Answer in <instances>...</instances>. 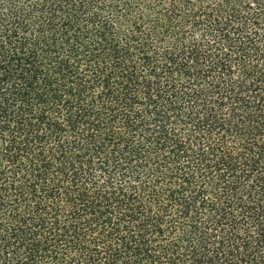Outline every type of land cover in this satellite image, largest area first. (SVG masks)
<instances>
[{
    "label": "trees",
    "instance_id": "1",
    "mask_svg": "<svg viewBox=\"0 0 264 264\" xmlns=\"http://www.w3.org/2000/svg\"><path fill=\"white\" fill-rule=\"evenodd\" d=\"M0 264H264V0H0Z\"/></svg>",
    "mask_w": 264,
    "mask_h": 264
}]
</instances>
